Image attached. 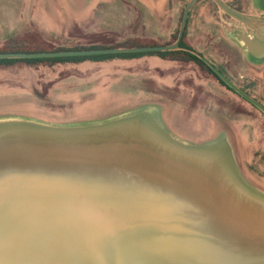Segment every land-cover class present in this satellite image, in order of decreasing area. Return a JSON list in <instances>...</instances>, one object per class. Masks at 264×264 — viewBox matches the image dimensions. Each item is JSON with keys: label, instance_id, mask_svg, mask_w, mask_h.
<instances>
[{"label": "water", "instance_id": "1", "mask_svg": "<svg viewBox=\"0 0 264 264\" xmlns=\"http://www.w3.org/2000/svg\"><path fill=\"white\" fill-rule=\"evenodd\" d=\"M196 1L186 6L171 46L5 53L0 59L176 50ZM211 1L264 40V16ZM146 116L54 127L0 119V264H264V195L239 174L238 187L217 154L203 149L209 144L180 143Z\"/></svg>", "mask_w": 264, "mask_h": 264}, {"label": "rangeland", "instance_id": "2", "mask_svg": "<svg viewBox=\"0 0 264 264\" xmlns=\"http://www.w3.org/2000/svg\"><path fill=\"white\" fill-rule=\"evenodd\" d=\"M151 1L153 5L147 0H0V50L36 53L123 44L160 45L168 34H175L186 0H167L158 7L162 0ZM254 3L264 7V0ZM210 8L214 19L231 22L219 9ZM204 22L205 28L216 29ZM231 54L238 69L232 64L224 66L223 57L215 60L241 87V55L238 51ZM142 58L38 71L26 68L21 76L13 71L15 66L0 67V88L14 85L19 89L9 90L21 92L0 93V119L23 118L54 127L98 125L147 115L162 124L158 129L169 132L180 143L197 147L209 144L211 147L203 149L217 154L238 187L240 176L247 186L264 195L256 187H262L264 176L255 179L246 171L249 151L245 142L247 138L252 147L264 148V116L194 66L196 74L168 71L167 75L176 76L168 85L158 78L167 72L156 67L152 62L155 57L148 56L147 62ZM260 95L255 96L264 101ZM255 168L264 175V165Z\"/></svg>", "mask_w": 264, "mask_h": 264}, {"label": "crops", "instance_id": "3", "mask_svg": "<svg viewBox=\"0 0 264 264\" xmlns=\"http://www.w3.org/2000/svg\"><path fill=\"white\" fill-rule=\"evenodd\" d=\"M149 3L153 5L151 0H147ZM163 1V2H162ZM156 4V6H163L167 2V0H162ZM232 1V0H231ZM237 1V10L238 12L249 15L262 17L264 16V7L257 6L254 3V0H249L248 6L243 7L245 0H236ZM226 3V2H225ZM229 5V4H228ZM212 6L209 0H198L192 6L189 12V23L186 29V36L184 39L185 44L191 48L193 51L201 54L208 61L213 63L218 68H221L225 74L231 79L232 75H229L227 72V68H224L226 64L234 65L235 69L236 64L233 61L232 54L234 51H238L241 55V60H239V68L241 70L240 79H242L241 87L249 94H251L254 98L255 95L260 93V97L264 100V40L259 38H254V32L241 24H233V21L230 17L228 19L231 22H227L226 19L223 20L221 17L214 19V15L211 12ZM210 19L206 20L207 17ZM226 16V15H225ZM202 21H207L210 25H213L216 29L206 28L202 25ZM206 23V22H204ZM217 25V26H216ZM200 35V36H199ZM216 35L223 36L224 40L220 41L217 39ZM172 37V32L166 36V42H168ZM160 44V45H164ZM231 54V55H230ZM223 57V63L218 64L215 59ZM156 60H152L155 62L156 67L162 69V72H167L163 76H159L161 80L164 81V84L171 85L174 83L176 76H170L168 71H176L178 73L190 71L194 74L195 69L191 65H185L170 61H163L159 58ZM142 61H149L148 56L142 58ZM222 61V60H221ZM151 62V59H150ZM171 63V64H170ZM193 67V68H192ZM188 68V69H187ZM26 67L22 68V66H15L13 71H17V75L21 76V71H25ZM40 69V68H39ZM39 69H30L34 71H38ZM47 69V68H46ZM187 69V70H186ZM29 70V69H28ZM188 72V73H190ZM157 77V76H156ZM19 89L14 85H9L8 88H0V93H21L17 90H9V89ZM9 90V91H8ZM257 99V98H256ZM258 100V99H257ZM260 101V100H258ZM264 106V101H261ZM244 134V133H243ZM246 148L248 149V156L246 157V164H251L257 161L256 157L259 158V153L264 152V148H255L252 147V143L247 141L246 138ZM264 188V184L262 185Z\"/></svg>", "mask_w": 264, "mask_h": 264}, {"label": "trees", "instance_id": "4", "mask_svg": "<svg viewBox=\"0 0 264 264\" xmlns=\"http://www.w3.org/2000/svg\"><path fill=\"white\" fill-rule=\"evenodd\" d=\"M190 0H186L184 3V7L181 10L180 14V19H179V25L176 29L175 34H173L172 38L164 43V45H120V46H113V47H87V48H77V49H72V50H55L51 52H63V51H77V50H95V49H132V48H139V47H155V46H171L173 45L178 37V32L180 28V23L181 19L183 16V12L188 5ZM198 1V0H197ZM211 4L217 8V6L211 1ZM226 2V4H229L231 8L234 10H237V1L236 0H223ZM218 9V8H217ZM189 16V15H188ZM229 18L228 16H226ZM189 23V17L187 18V22L184 26L183 29V36L181 39V42L179 44V48L176 50H171V51H161V52H150V53H120V54H113V55H100V56H91V57H69V58H54V59H0V67H9V66H23L26 68L30 69H39V68H49L53 69L56 67L60 66H77L79 64L89 62V63H101V62H110L114 61L116 59H135V58H140V57H145V56H152L159 58L160 60L163 61H170V62H175V63H180V64H185V65H191L194 66L196 69L203 71L206 73L209 77H212L214 80H216L222 87L233 93L235 96H237L240 100L248 104L250 107H252L254 110H256L258 113L264 116V113L261 112L259 109H257L255 106L244 100L241 96H239L236 92H234L232 89H230L222 80H220L214 73L213 71L202 61L201 57H203L201 54L193 51L191 48H189L185 42V36H186V29L187 25ZM44 51H38L36 53H41ZM5 53H30L26 51H19L15 49H3L0 50V54H5ZM213 64V63H212ZM214 65V64H213ZM215 66V65H214ZM216 68H218L216 66ZM228 79H230L225 72L221 69L218 68ZM231 80V79H230ZM232 81V80H231ZM233 82V81H232ZM234 83V82H233ZM241 88V87H240ZM249 97H251L253 100H255L257 103L262 105L261 101H258L256 98H254L251 94L247 93L243 88H241ZM263 106V105H262ZM264 107V106H263ZM203 143V142H202ZM254 163L251 164H246V171L253 177V178H263V174L258 170V168H255L256 165H264V152L259 153V158ZM256 187L260 190L264 191V188L260 186V184L256 185Z\"/></svg>", "mask_w": 264, "mask_h": 264}]
</instances>
